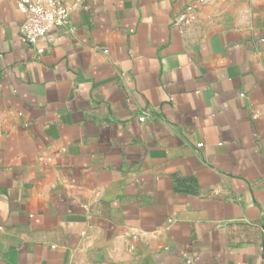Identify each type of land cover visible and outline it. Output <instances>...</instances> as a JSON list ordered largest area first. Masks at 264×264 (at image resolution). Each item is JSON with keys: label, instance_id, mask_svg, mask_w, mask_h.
Here are the masks:
<instances>
[{"label": "crops", "instance_id": "obj_1", "mask_svg": "<svg viewBox=\"0 0 264 264\" xmlns=\"http://www.w3.org/2000/svg\"><path fill=\"white\" fill-rule=\"evenodd\" d=\"M16 1L0 264H264V0H61L42 55Z\"/></svg>", "mask_w": 264, "mask_h": 264}, {"label": "built area", "instance_id": "obj_2", "mask_svg": "<svg viewBox=\"0 0 264 264\" xmlns=\"http://www.w3.org/2000/svg\"><path fill=\"white\" fill-rule=\"evenodd\" d=\"M16 7L23 17L20 38L39 55L46 52V48L39 46L41 41L53 44L52 34L65 32L70 27L71 8L61 0H17ZM149 119V112L140 117L141 122Z\"/></svg>", "mask_w": 264, "mask_h": 264}]
</instances>
